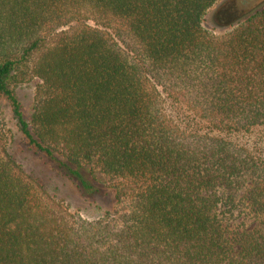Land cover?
<instances>
[{"label": "trees", "instance_id": "16d2710c", "mask_svg": "<svg viewBox=\"0 0 264 264\" xmlns=\"http://www.w3.org/2000/svg\"><path fill=\"white\" fill-rule=\"evenodd\" d=\"M217 1L0 0V95L27 144L127 200L121 221L57 212L0 155V264H264V135L239 138L264 129V3L216 34Z\"/></svg>", "mask_w": 264, "mask_h": 264}, {"label": "rangeland", "instance_id": "374dc122", "mask_svg": "<svg viewBox=\"0 0 264 264\" xmlns=\"http://www.w3.org/2000/svg\"><path fill=\"white\" fill-rule=\"evenodd\" d=\"M262 3L264 0H219L206 11L203 26L216 34L222 33ZM34 86L35 82L29 81L15 88L25 120L29 119L31 113ZM0 127V155L9 156L19 164L24 176L37 187L52 209L63 214L77 212L87 219L98 218L107 210L121 221L127 210V200L122 197L120 201H115L111 187L114 180L100 173L95 165L84 164L81 172L87 174L86 182L91 183L92 188L99 187L98 191L92 192L88 189L91 193L85 194L84 188L80 190L72 178L59 170L58 164L64 161L60 152L47 156L27 144L16 125L8 102L1 95ZM263 135L264 129H255L239 138L250 144L256 138L263 139Z\"/></svg>", "mask_w": 264, "mask_h": 264}]
</instances>
